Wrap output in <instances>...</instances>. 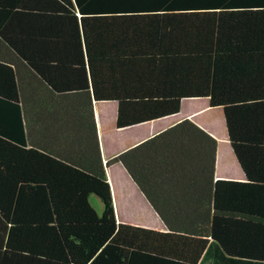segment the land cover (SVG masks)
I'll return each mask as SVG.
<instances>
[{
	"label": "trees",
	"instance_id": "trees-1",
	"mask_svg": "<svg viewBox=\"0 0 264 264\" xmlns=\"http://www.w3.org/2000/svg\"><path fill=\"white\" fill-rule=\"evenodd\" d=\"M221 107L246 180L184 118L103 161L116 127ZM120 162L167 227L118 222ZM102 203L98 213L90 196ZM264 264V0H0V264Z\"/></svg>",
	"mask_w": 264,
	"mask_h": 264
},
{
	"label": "crops",
	"instance_id": "crops-1",
	"mask_svg": "<svg viewBox=\"0 0 264 264\" xmlns=\"http://www.w3.org/2000/svg\"><path fill=\"white\" fill-rule=\"evenodd\" d=\"M103 104H112L113 106L111 111L113 130H107L109 112L103 107ZM216 109L222 111L221 107H211L207 98H184L181 101L179 112L175 114L118 128L116 127L117 103L115 101L94 102V114L102 159L106 162L122 151L142 142L176 122L184 118H189L213 137L215 136L217 138L214 179L245 181V174L228 140L223 112L222 120L225 128V134L223 135L219 134L215 130L212 122L205 117L207 113ZM221 140L225 141L226 147L220 145ZM106 174L112 193L114 212L118 222L127 223L122 221L123 219L119 215L121 212L123 214L128 213L129 210H133L142 217V220L140 223L129 224L158 231H167V227L163 221L120 162H114L107 166ZM89 200L96 211L101 213L102 203L100 199L95 195H91ZM215 251H217L215 246L211 244L207 253L198 264H216V257H214Z\"/></svg>",
	"mask_w": 264,
	"mask_h": 264
},
{
	"label": "rangeland",
	"instance_id": "rangeland-1",
	"mask_svg": "<svg viewBox=\"0 0 264 264\" xmlns=\"http://www.w3.org/2000/svg\"><path fill=\"white\" fill-rule=\"evenodd\" d=\"M103 105L102 106L109 112L108 123H107L108 129L107 130H113V128H112L113 125L111 123V120H112L111 111L113 109L112 108L113 106H112V104H103ZM112 114H113V112H112ZM205 117L210 122H212L213 126L215 127V130L218 131L219 134H222V135L225 134V130H224L225 128H224L223 120H222V111L220 109H218V110L216 109V110H213L212 112L207 113ZM220 145L226 147L225 141L221 140ZM119 216H120V218L123 219L122 221L127 222V223H136V222L140 223L142 220V217H140L138 215V213H135L133 210L132 211L129 210L128 213H123V214L121 212V214Z\"/></svg>",
	"mask_w": 264,
	"mask_h": 264
}]
</instances>
